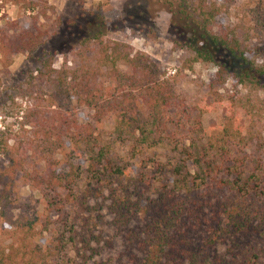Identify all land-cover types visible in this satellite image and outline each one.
<instances>
[{
    "label": "trees",
    "instance_id": "trees-1",
    "mask_svg": "<svg viewBox=\"0 0 264 264\" xmlns=\"http://www.w3.org/2000/svg\"><path fill=\"white\" fill-rule=\"evenodd\" d=\"M12 1L27 11L37 7L36 0ZM218 1L178 0L176 13L191 36L179 33L170 42L190 53L191 61L214 62L216 78L228 75L264 90V50H249L247 32L240 34L236 25L213 28L214 17L233 0ZM248 2L264 37V0ZM36 22L10 34L0 29V50L38 51ZM147 29L144 36H152ZM194 37L202 44L194 45ZM75 43L70 65L59 68L42 51L34 77L44 76L49 89L26 92L30 102L20 130L2 147L7 165L0 170V264H92L107 241L116 254L107 258L110 264H264V254L236 253L251 233L262 230L264 236L258 196L264 191L255 192L261 179L255 167L223 159L232 145L219 135L212 141L198 137L197 115L186 108L176 112L173 83L147 54L101 31L82 34ZM219 51L239 67L228 71L216 60ZM253 51L263 54L260 62L247 57ZM79 106L91 111L93 123L77 120ZM107 114L113 122L103 138L96 125ZM17 173L38 192L40 212L16 204ZM229 175L235 178L227 180ZM82 211H97L93 224L108 218L94 238ZM106 230L111 235L99 244Z\"/></svg>",
    "mask_w": 264,
    "mask_h": 264
},
{
    "label": "rangeland",
    "instance_id": "rangeland-1",
    "mask_svg": "<svg viewBox=\"0 0 264 264\" xmlns=\"http://www.w3.org/2000/svg\"><path fill=\"white\" fill-rule=\"evenodd\" d=\"M177 2L178 0H36L37 7L33 11H27L12 0H0V29H7V34H10L14 30L26 28L36 17V25L41 32L38 51L11 54L0 50V170L7 165L2 147L7 148L12 144L13 137L20 130L24 106L30 102L26 92L38 93L49 89L44 76L34 77L36 68L40 66L41 55H52L54 68H59L63 62L70 65L68 51L76 46L77 38L82 34L101 31L107 38L126 42L132 50L143 52L156 62L163 77L169 78L173 83L177 98L176 112L186 108L197 115L202 129V134L198 137L203 141H212L219 135L222 140L227 141L225 144L232 145L231 153L221 157L236 164L240 161L254 166V171H258L255 173L261 176L260 185L255 188V192H263L264 90L253 85L238 84L228 75L222 79L216 78L214 62L191 61L190 53L170 42L179 33L188 38L191 36L190 26L176 13ZM251 5L248 0H233L214 17L213 28L236 25L240 34L247 32L249 50L256 46L262 52L264 37L251 21L248 13ZM147 28H151L152 36H144L149 31ZM190 40L194 45L202 44L198 37ZM252 53H247V57L260 62L263 54ZM216 60L223 63L228 71L239 67L236 59L222 51L217 52ZM75 110L78 121L93 123L90 119L91 111L81 106ZM112 122L113 115L107 114L96 125L103 138L111 130ZM23 128L28 127L23 125ZM224 128H229L226 135ZM161 152L163 150L158 151ZM33 159L30 156L26 163L30 164ZM225 178L232 180L235 176ZM13 193L17 205L25 203L29 210L41 211L38 192L26 184L20 173L15 175ZM258 196L264 202V196ZM96 212H88L90 216L82 211L87 218L92 238L99 224L108 220L106 215H102L100 222L93 224L91 218ZM105 233L100 237L99 244L111 235L109 230ZM248 236L238 243L236 253L264 254L263 231ZM96 253L97 256L94 254L88 262L102 264L101 261L116 256L113 242L107 241L104 249H96ZM221 253L226 254V247L222 248ZM111 261L107 259L106 264Z\"/></svg>",
    "mask_w": 264,
    "mask_h": 264
}]
</instances>
